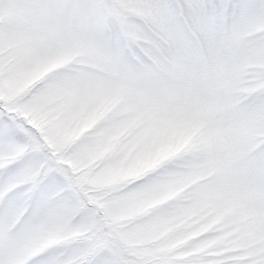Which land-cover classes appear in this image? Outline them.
Here are the masks:
<instances>
[{"label": "snow or ice", "instance_id": "6c2138e0", "mask_svg": "<svg viewBox=\"0 0 264 264\" xmlns=\"http://www.w3.org/2000/svg\"><path fill=\"white\" fill-rule=\"evenodd\" d=\"M0 264H264V0H0Z\"/></svg>", "mask_w": 264, "mask_h": 264}, {"label": "clouds", "instance_id": "9594fccd", "mask_svg": "<svg viewBox=\"0 0 264 264\" xmlns=\"http://www.w3.org/2000/svg\"><path fill=\"white\" fill-rule=\"evenodd\" d=\"M176 134L175 129L164 126L156 127L144 135L143 139L133 147L127 158L122 157L120 154H110L105 163L109 168L116 171H133L142 161L157 156L162 145Z\"/></svg>", "mask_w": 264, "mask_h": 264}]
</instances>
